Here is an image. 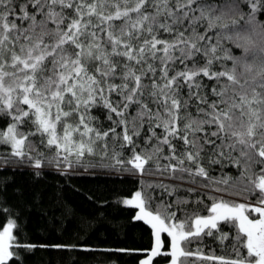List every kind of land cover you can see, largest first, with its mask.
<instances>
[{
    "label": "snow or ice",
    "instance_id": "1",
    "mask_svg": "<svg viewBox=\"0 0 264 264\" xmlns=\"http://www.w3.org/2000/svg\"><path fill=\"white\" fill-rule=\"evenodd\" d=\"M217 165L235 173L214 177ZM53 166L140 178L122 203L151 230L150 249L102 251L264 264V0H0V172ZM7 187L0 264H23L19 249L37 245L17 239L25 205ZM156 190L216 195L203 216L187 207L202 201L178 196L153 210ZM205 237L231 252L206 253Z\"/></svg>",
    "mask_w": 264,
    "mask_h": 264
},
{
    "label": "trees",
    "instance_id": "2",
    "mask_svg": "<svg viewBox=\"0 0 264 264\" xmlns=\"http://www.w3.org/2000/svg\"><path fill=\"white\" fill-rule=\"evenodd\" d=\"M214 177L222 174L233 175L235 169L214 166ZM46 174L39 177L32 175L31 169L20 171L0 172V187L7 184V196L10 204H23L26 230L17 239L24 243L37 245L32 252L19 249L23 264H139L145 252L119 253L105 252L103 249H136L148 250L151 247V230L141 221H134L136 209L123 205L122 201L130 198L135 191L140 190L139 177L97 175L96 170L76 168L61 174L54 166L45 167ZM155 180L154 177H146ZM152 209L162 200L173 201L176 196L192 201L189 209L198 208L203 216L209 215L207 208L211 206L210 196L216 195L207 190L195 195L186 192L177 193L174 197L161 195L159 190L154 192ZM237 202H247L243 198L232 197ZM255 203V197L248 198ZM58 206L67 210L62 218ZM55 214L56 226H53L51 215ZM72 213L75 215L73 216ZM183 218V213H177ZM84 223H81V222ZM85 224L87 226H85ZM223 231L230 234L234 229L221 225ZM165 241L164 251L168 250L169 238L162 234ZM70 244L77 245L72 251L57 250L40 245ZM228 252H231V240L225 242ZM94 249L91 252L80 251L79 248ZM195 247V245H193ZM208 254L227 255L222 251L218 239L205 237L202 245ZM139 255V256H138ZM111 256L112 259H107ZM136 257V258H135ZM169 257L157 256L153 264H169Z\"/></svg>",
    "mask_w": 264,
    "mask_h": 264
},
{
    "label": "bare ground",
    "instance_id": "3",
    "mask_svg": "<svg viewBox=\"0 0 264 264\" xmlns=\"http://www.w3.org/2000/svg\"><path fill=\"white\" fill-rule=\"evenodd\" d=\"M139 256V255H138ZM136 258V257H135Z\"/></svg>",
    "mask_w": 264,
    "mask_h": 264
},
{
    "label": "rangeland",
    "instance_id": "4",
    "mask_svg": "<svg viewBox=\"0 0 264 264\" xmlns=\"http://www.w3.org/2000/svg\"><path fill=\"white\" fill-rule=\"evenodd\" d=\"M0 230H2V229H0Z\"/></svg>",
    "mask_w": 264,
    "mask_h": 264
}]
</instances>
